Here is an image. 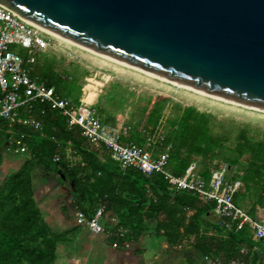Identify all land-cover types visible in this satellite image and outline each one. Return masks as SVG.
Instances as JSON below:
<instances>
[{"label":"trees","instance_id":"1","mask_svg":"<svg viewBox=\"0 0 264 264\" xmlns=\"http://www.w3.org/2000/svg\"><path fill=\"white\" fill-rule=\"evenodd\" d=\"M19 55L30 59L33 78L71 105L81 104L82 89L74 74L59 72L56 62L45 55H29L23 48ZM164 102L166 99L149 100L140 118L126 124L131 131L123 141L135 142L147 153L153 142L161 144V150L169 153L167 169L177 177L195 164L196 174L208 183L213 170L226 164V182L240 183L235 204L254 219L259 210L264 214V139L241 131L229 145L228 137L214 134L211 116L193 107L181 108L179 115L164 121ZM6 141V155L0 151V167L6 156L12 157L16 167L0 178V264H56L63 249L79 235L78 226L57 231L46 221L35 194L39 172L69 189L78 218L89 219L99 206H105V214L115 219L104 234L113 247L148 234L166 240L177 253L203 261L249 262L251 256V264L258 260L255 249H263L248 227L235 231L219 226L214 202L169 189L160 174L122 171L109 150L93 145L78 126L47 103L33 101L20 107L14 120L0 119V148Z\"/></svg>","mask_w":264,"mask_h":264},{"label":"water","instance_id":"2","mask_svg":"<svg viewBox=\"0 0 264 264\" xmlns=\"http://www.w3.org/2000/svg\"><path fill=\"white\" fill-rule=\"evenodd\" d=\"M0 6L97 54L264 111V0H0Z\"/></svg>","mask_w":264,"mask_h":264},{"label":"built area","instance_id":"3","mask_svg":"<svg viewBox=\"0 0 264 264\" xmlns=\"http://www.w3.org/2000/svg\"><path fill=\"white\" fill-rule=\"evenodd\" d=\"M53 38L56 37L0 6V119L14 120L18 109L33 101L47 103L51 108L60 110L70 124L78 126L82 136L93 145L109 150L111 158L122 171L136 169L148 176L160 174L168 182L169 189L187 191L201 201L214 202V213L219 219V226L235 231L248 227L255 239L263 243L264 258V219L252 218L235 204L234 195L240 183L226 182V164L213 170L208 183L196 174L195 164L184 176H174L167 169V151L153 156L135 142H124L131 131L129 125L105 123L92 111L91 105L83 101L79 106L71 105L69 100L59 96L53 88L33 78L30 59L25 60L12 50V47L18 46L31 53L46 52L52 47ZM27 124L33 125L31 120ZM21 152H25V149L21 148ZM105 209L104 205L99 206L93 217L87 219L80 216L78 223L86 225L94 235L106 234L107 229L102 224ZM242 252L245 253V250ZM208 263L251 264L241 259L225 261L219 258L209 259Z\"/></svg>","mask_w":264,"mask_h":264},{"label":"rangeland","instance_id":"4","mask_svg":"<svg viewBox=\"0 0 264 264\" xmlns=\"http://www.w3.org/2000/svg\"><path fill=\"white\" fill-rule=\"evenodd\" d=\"M56 38L51 40L52 47L46 52L31 53L28 51V54L45 55L48 59L56 62L59 72L65 70L74 74L78 78L77 86L82 89L79 95L80 102H84L86 87L95 86L98 92H96L97 97L90 105L92 111L101 120L110 121L112 125L129 124L132 121L130 124L132 125L140 118L142 108L148 105L149 100L166 99V102L163 103L164 121L179 115L181 108L193 107L211 116L214 134L228 137L229 145H232L236 135L241 131H246L249 137L264 139V111L197 95L171 83L149 77L135 69L115 64L74 44ZM21 49L17 46L13 50L19 54ZM155 142L152 144V150L148 153L156 156L168 152L167 149L161 150L162 145L157 142L155 144ZM15 167L12 157L6 156L0 167V176L7 172L12 173ZM86 237L88 236L82 235L78 246L69 250L77 257L66 264H75L84 255L91 257V264H118L116 260L119 252L114 250L113 253L107 254L102 250V239L98 241V244H91L86 240ZM80 262L88 264L82 260Z\"/></svg>","mask_w":264,"mask_h":264},{"label":"crops","instance_id":"5","mask_svg":"<svg viewBox=\"0 0 264 264\" xmlns=\"http://www.w3.org/2000/svg\"><path fill=\"white\" fill-rule=\"evenodd\" d=\"M4 146L0 148V151L3 155H6L5 148L8 147L7 141L4 143ZM36 176L38 177L36 178ZM36 176V198L49 225L57 231L69 230L77 226L80 227L79 235L63 249L56 264H66V262L77 257L75 253H70L69 250L78 246L82 235H87L86 240L91 244H98V241L102 239V250L107 254L113 253L114 250L119 252L118 259L116 260L118 264H209L208 260L203 261L192 254L177 253L166 240H156L148 234H145L136 242H126L121 247H113L107 242L106 237L102 236L104 234L94 235L86 225L78 223L76 212L71 207V202L74 199L67 187H63L52 176L45 173L39 172ZM257 216L264 219V214L261 210L258 211ZM114 222L115 219L112 214H105L102 219V224L106 229ZM255 251L258 253V260L255 264H264V258L262 257L263 249L256 248ZM81 260L88 264L92 262L91 257H87L86 255ZM81 260L78 259L75 264H81ZM249 262L251 263V256Z\"/></svg>","mask_w":264,"mask_h":264},{"label":"bare ground","instance_id":"6","mask_svg":"<svg viewBox=\"0 0 264 264\" xmlns=\"http://www.w3.org/2000/svg\"><path fill=\"white\" fill-rule=\"evenodd\" d=\"M43 31H45L46 33H49L50 35H53V34L50 33L49 31H47L46 29H44ZM53 36H55V35H53ZM55 37H57V36H55ZM57 38H59V39H61V40H63V41L69 42V43H71V44H74L75 46H77V47H79V48H81V49L87 50V51H89V52H91V53H93V54H95V55H97V56H99V57H102V58H105V59H107V60H109V61H112V62H114L115 64L117 63V64L122 65V66H124V67L131 68V69H135L136 71H139V72H141V73H143V74H145V75H147V76H149V77L156 78V79L161 80V81L166 82V83H171L172 85H175V86L179 87L180 89H184V90H186V91H189V92H192V93H195V94H197V95L204 96V97H207V98H212V99H215V100H217V101H222V102H226V103H230V104H235V105H240V106H243V107H247V106H245V105H242L241 103H238V102H235V101H232V100H227V99H224V98H221V97L215 96V95H211V94L205 93V92L200 91V90H197V89H193V88H191V87H187V86H185V85L178 84V83H176V82L169 81V80H167V79H164V78L158 77L157 75H154V74L148 73V72H146V71H143V70L137 69V68H135V67H132V66H130V65H127V64H125V63H122L121 61H117V60L112 59V58H110V57H106L105 55L97 54V53H95V52H93V51H90V50H88V49H85L84 47H81V46H79V45H77V44H75V43H72V42H70V41H68V40H66V39H63V38H60V37H57ZM98 86H99V84H98ZM86 88H87V89H86V95L84 96V102L90 104V103H92V102L95 100V98L97 97V93H98V92H97V88H96L95 86L89 85V86H87ZM96 92H97V93H96ZM248 108H250V107H248ZM250 109H253V108H250ZM253 110H257V109H253ZM258 111H261V110H258ZM262 112H263V111H262Z\"/></svg>","mask_w":264,"mask_h":264}]
</instances>
